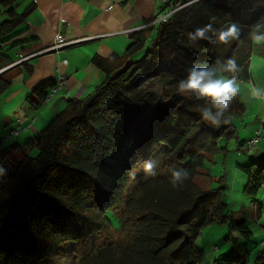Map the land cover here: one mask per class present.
I'll return each instance as SVG.
<instances>
[{"label": "trees", "instance_id": "1", "mask_svg": "<svg viewBox=\"0 0 264 264\" xmlns=\"http://www.w3.org/2000/svg\"><path fill=\"white\" fill-rule=\"evenodd\" d=\"M14 1L0 0V15L6 17L0 21V71L14 62L10 51L23 42L19 26L34 9L31 4L19 12ZM156 19L131 33L116 68H107L108 59L95 58L105 77L89 95L69 98L24 142L0 141V264H50L64 245L113 226L107 213H117L121 204L125 216L119 215L118 230L126 229L128 219L134 220L132 228L116 247L92 249L98 264H197L203 249L196 239L213 222L228 223L226 239L232 247L212 264H264L262 255L250 263L253 232L246 218L226 212L224 186L207 188L197 182L205 158L227 150L223 139L237 138L238 150L246 143L235 123L245 103L237 97L226 114L231 123L213 127L198 111L211 107L210 102L177 93L188 69L219 59L218 32L233 23L241 35L223 60L235 58L239 80H251L255 45L250 33L257 23L264 24V0H172L145 23ZM206 26V38H189ZM22 63L0 72V96ZM55 82L35 87L33 107L44 102ZM247 154L252 161L238 164L248 176L243 191L259 210L264 151ZM149 158L160 162L159 169L149 176L138 172L133 182V171ZM174 172L180 173L175 186ZM235 231L238 236L232 235Z\"/></svg>", "mask_w": 264, "mask_h": 264}, {"label": "crops", "instance_id": "2", "mask_svg": "<svg viewBox=\"0 0 264 264\" xmlns=\"http://www.w3.org/2000/svg\"><path fill=\"white\" fill-rule=\"evenodd\" d=\"M171 2L15 0L13 5L19 12L31 4H34V9L19 26L22 33L18 38L23 39L22 44L10 51L13 63L21 59L23 63L12 72V84L0 96V141L4 145L24 142L61 112L69 98L89 95L105 77L95 58L101 56L108 59L107 68H116L131 42V33L154 25L162 16L149 23L145 20L158 15ZM3 16L0 15L1 18ZM59 35L63 41L75 42L53 49ZM60 75L66 77V88L49 102L33 107L31 100L38 99L33 92L35 87L45 80L56 81ZM24 92L27 93L25 98L22 95ZM246 120L242 118L250 133L243 137L245 141L257 135L262 119L259 116L248 122ZM14 129L18 130V134H11ZM239 134H243L242 130ZM255 151L259 150L256 148ZM239 152L247 154L249 151L243 144Z\"/></svg>", "mask_w": 264, "mask_h": 264}, {"label": "rangeland", "instance_id": "3", "mask_svg": "<svg viewBox=\"0 0 264 264\" xmlns=\"http://www.w3.org/2000/svg\"><path fill=\"white\" fill-rule=\"evenodd\" d=\"M6 17H0V21ZM225 27L224 29L228 28ZM156 36L155 32L149 40ZM234 39H230L228 43L220 42L217 45L219 59L223 60L226 52L231 48ZM150 43V41H149ZM264 43L255 45L252 53L250 72L251 80H239L241 86V99L246 104V110L240 117H235V123L238 130H242L243 134L240 139L249 135V128H245L242 118H246V122L251 119H256L261 116L264 119V101L252 99L249 97V89L251 86L264 89ZM23 98L27 93H23ZM57 95V94H56ZM55 95V96H56ZM62 107L61 110L64 109ZM260 114V115H259ZM244 124V126H243ZM10 143L6 144L9 145ZM221 144H226L227 150L220 149L216 153L205 158L204 169L197 177V182L207 188H221L223 200L227 203V213H232L236 218H246L251 230L252 240L250 241V263H254L258 255L264 256V188L257 196L258 202H261L260 209L253 201V198L248 196L243 188L247 184L248 176L238 166V164L247 165L252 161L248 154H241L238 150V139L229 138L222 140ZM257 149L260 152L264 151V141H262ZM150 160V158L148 159ZM146 160V161H148ZM141 161L137 168L133 171L131 180H136L138 172L149 176L144 170V163ZM160 167V162L156 163L154 172ZM206 172L208 175H206ZM124 206L118 208L117 213L111 210L107 213L112 221V225H108L101 233L90 237L83 242L68 243L61 247L50 258V264H98L100 259L92 254L94 247H116L119 243L126 239L127 233L132 228L134 220L128 219L126 229L118 230L119 215L124 217ZM230 234L228 223L213 222L205 226L200 235L196 239L198 247L203 249L202 259L197 264H212L213 260L219 255H225L232 247V242L226 237ZM233 236H238V233L232 232ZM217 247V248H216Z\"/></svg>", "mask_w": 264, "mask_h": 264}, {"label": "clouds", "instance_id": "4", "mask_svg": "<svg viewBox=\"0 0 264 264\" xmlns=\"http://www.w3.org/2000/svg\"><path fill=\"white\" fill-rule=\"evenodd\" d=\"M210 26L196 29L195 33H189L191 40L206 38V32ZM264 24L257 23L252 27L250 33L254 45L264 43ZM241 29L238 24L233 23L228 28L218 32V39L222 43H228L230 39H239ZM241 71L235 58L226 60L217 59L213 64L207 67H191L188 69L187 77L178 82L177 93L179 95L189 94L197 100L206 99L211 107L198 108L201 118L213 127H219L221 124H229L232 116L226 114L237 97L241 96V86L239 78L236 75ZM230 74V75H227ZM249 97L264 101V89L251 86ZM213 109L215 111L213 112ZM156 161L148 160L144 163V170L149 175H155L154 168ZM175 181L180 179V173H173ZM188 172H184V179L188 178Z\"/></svg>", "mask_w": 264, "mask_h": 264}, {"label": "built area", "instance_id": "5", "mask_svg": "<svg viewBox=\"0 0 264 264\" xmlns=\"http://www.w3.org/2000/svg\"><path fill=\"white\" fill-rule=\"evenodd\" d=\"M164 17V16H163ZM75 41H63L62 37L59 35L57 37V40L55 42V45H53V49H57L60 47H63L65 45L72 44ZM21 60L17 61L16 63H13V65L21 62ZM66 63V61H64ZM66 77L64 75H60L58 79L56 80L55 84L50 88L49 93L47 94L46 98L44 99V102H49L58 92L62 91L66 88ZM11 134H18V130L14 129ZM264 141V119L261 121V127L258 131L257 135L252 136L251 138L247 139L245 143V149L249 152H253L256 150L257 145Z\"/></svg>", "mask_w": 264, "mask_h": 264}, {"label": "water", "instance_id": "6", "mask_svg": "<svg viewBox=\"0 0 264 264\" xmlns=\"http://www.w3.org/2000/svg\"><path fill=\"white\" fill-rule=\"evenodd\" d=\"M7 68H8V67H7ZM7 68H5V69H7ZM5 69L1 70L0 72L4 71Z\"/></svg>", "mask_w": 264, "mask_h": 264}]
</instances>
